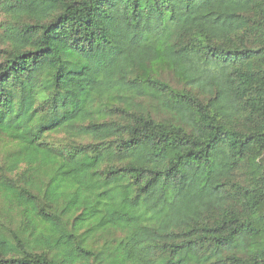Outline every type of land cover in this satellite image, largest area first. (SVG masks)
Wrapping results in <instances>:
<instances>
[{
  "label": "trees",
  "instance_id": "obj_1",
  "mask_svg": "<svg viewBox=\"0 0 264 264\" xmlns=\"http://www.w3.org/2000/svg\"><path fill=\"white\" fill-rule=\"evenodd\" d=\"M0 264H264V0H0Z\"/></svg>",
  "mask_w": 264,
  "mask_h": 264
}]
</instances>
